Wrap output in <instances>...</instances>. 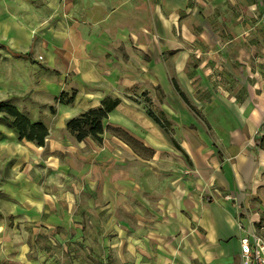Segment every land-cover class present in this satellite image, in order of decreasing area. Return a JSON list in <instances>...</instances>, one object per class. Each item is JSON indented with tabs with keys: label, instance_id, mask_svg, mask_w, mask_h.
Wrapping results in <instances>:
<instances>
[{
	"label": "rangeland",
	"instance_id": "374dc122",
	"mask_svg": "<svg viewBox=\"0 0 264 264\" xmlns=\"http://www.w3.org/2000/svg\"><path fill=\"white\" fill-rule=\"evenodd\" d=\"M163 1L0 0V101L47 129L42 146L19 141L0 112V264H190L191 253L208 249L203 214L224 210L242 227L254 213L261 183L247 182L230 157L211 162L220 149L206 118L182 102L189 120L162 112L176 52L157 48L152 31ZM247 6L254 16L229 35L241 43L212 59L221 64L211 73L224 80L196 84L194 98L205 102L210 86L227 96L229 113L257 109L264 127V0ZM189 11L210 16L215 30L244 12L223 0H185L179 12ZM143 21L149 36L136 25ZM254 28L260 33L249 36ZM144 41L148 52L138 48ZM193 54L183 57L187 75ZM159 62L165 79L156 81ZM61 91L75 92L69 105L55 99ZM86 94L119 99L99 142L65 128Z\"/></svg>",
	"mask_w": 264,
	"mask_h": 264
},
{
	"label": "crops",
	"instance_id": "0c3cea01",
	"mask_svg": "<svg viewBox=\"0 0 264 264\" xmlns=\"http://www.w3.org/2000/svg\"><path fill=\"white\" fill-rule=\"evenodd\" d=\"M184 1L185 0H164L162 3L164 11H158L157 6L151 20L153 27L152 31L159 38L156 44L157 48L160 47L163 50L173 49L176 51L175 58L170 61L172 77L169 78L168 82L171 87L165 88V100H167L171 106L166 107L168 111L162 109V112L166 115L172 114L176 117L173 120H176L177 117L189 120L191 115L187 110L191 111L195 107L199 114L208 121L210 135L212 139L219 144L218 146L220 150L217 149L215 151L216 155L212 156L211 162L214 163L215 158L217 161H221L222 157H230L234 169H236V171L242 175L247 182L255 181L261 183V187L257 188L255 191V211L249 217L241 219L242 227H236L231 217L228 216L224 210H213L203 214V217L205 218L203 221L204 224L200 223V225L205 230L206 243L208 244L207 247L209 250L207 249L205 254L202 255L197 252H195V254L191 253L189 263L240 264L238 247L239 237L250 232H255L259 234L264 241V127H261V114L250 104H247L249 105V108L246 111L240 106L239 108L234 107L232 109L233 113H229L226 109V105L229 103L228 99H226L227 96L223 95L221 92L216 93L217 91L213 88L211 89L210 86V95L208 96V99L205 100V102L199 101L197 98H194V93L197 91L194 86L198 83L201 84L200 87L203 84L210 85V82L213 85H220V81L224 80L216 71V73H211L212 68L214 69V67H218V65L221 64L218 62V65L216 66L217 63H213L212 59L218 58L216 54L217 52L225 56V53H227V50L230 47L229 45H231L230 43H241L242 39H238L237 42L234 40L231 41L229 35L232 37L240 35L244 29L241 26L243 24V19L246 20L249 16H254V14L251 15V11L247 6V4L252 3V1L254 3V0H223L225 1V4L237 3L244 12L242 13L241 11V13L238 14L239 17L237 20L240 21L238 24L224 21V25L216 30L211 26L212 21L210 16L205 15L203 17H194L191 15L193 14L191 11H189V14H186V16L182 15L183 13H180L179 11L182 8V3ZM219 1L220 0H211L210 2L207 0V3L208 5H213L218 4ZM192 9L193 7L186 8V10ZM228 18H230V16L226 17V19ZM256 18L258 19V17ZM146 20L149 24V19L147 18ZM143 24L144 21L136 25L142 28ZM258 27H260V25L255 26V28ZM255 28L252 29L249 36H254L256 33H260L259 30L255 32ZM141 30H146L148 36L149 33H151L149 29L142 28ZM150 42L152 43V40ZM138 48L143 52H148L146 41L138 44ZM187 51L194 53L193 56L197 58L194 63L195 65H193L194 68H192V75H187L186 62L183 59ZM145 66L149 68L150 64L145 62V65L142 68H146ZM164 69L165 66L159 62L155 67V72H153L156 73V81H158V78H161L162 80L165 79ZM177 90L183 95L185 100L179 96ZM102 97L100 95L97 97L96 94H86L84 98L85 106L80 112L90 107L97 106ZM170 99L172 101H170ZM181 102L185 104L187 110L181 105ZM60 105L69 104L61 103ZM118 105L119 102L108 112L107 118L117 109ZM155 124L158 125L157 123ZM155 130L157 131V128H155ZM257 134L260 136L259 148L254 151L255 146L257 145V140L255 139ZM173 138L174 137L172 136V139ZM173 140L179 148H176L171 142L174 147L177 150L184 152L176 140ZM200 147H202V145H200L199 148ZM197 149L198 146L195 150ZM206 150L208 154H206L207 158H211L209 149ZM220 151L223 153V156H221ZM184 154L186 153L184 152ZM255 159H257V161ZM211 203L212 201L209 200L208 204ZM218 239L224 240L222 242L218 241ZM217 242H219V244ZM214 244L216 245V251H214Z\"/></svg>",
	"mask_w": 264,
	"mask_h": 264
},
{
	"label": "trees",
	"instance_id": "16d2710c",
	"mask_svg": "<svg viewBox=\"0 0 264 264\" xmlns=\"http://www.w3.org/2000/svg\"><path fill=\"white\" fill-rule=\"evenodd\" d=\"M178 91V90H177ZM74 91L66 97L65 93L61 91L55 99L62 104H69L74 98ZM179 96L183 95L178 91ZM183 100H185L183 98ZM119 102L116 97L104 96L95 107H90L74 116H71L65 121V128L77 141L85 137H89L93 141L99 142L100 135L106 128V118L109 111H111ZM51 110L52 107H50ZM0 112L3 113V121L16 135L17 140L32 142L37 146L44 144V139L47 135L45 125L40 121H30L24 114L18 111L14 106L0 101ZM147 115L160 126V120L151 112ZM171 142L176 148H179L173 139Z\"/></svg>",
	"mask_w": 264,
	"mask_h": 264
},
{
	"label": "built area",
	"instance_id": "2783aa9c",
	"mask_svg": "<svg viewBox=\"0 0 264 264\" xmlns=\"http://www.w3.org/2000/svg\"><path fill=\"white\" fill-rule=\"evenodd\" d=\"M240 264H264V241L250 232L238 238Z\"/></svg>",
	"mask_w": 264,
	"mask_h": 264
}]
</instances>
